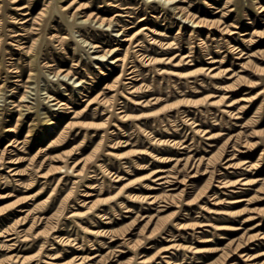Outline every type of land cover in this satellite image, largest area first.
Returning a JSON list of instances; mask_svg holds the SVG:
<instances>
[{
  "label": "rangeland",
  "instance_id": "374dc122",
  "mask_svg": "<svg viewBox=\"0 0 264 264\" xmlns=\"http://www.w3.org/2000/svg\"><path fill=\"white\" fill-rule=\"evenodd\" d=\"M19 1L0 0V86L11 76L9 66L16 68L21 80L5 81L9 91L0 98V151L8 141L5 126L13 127L18 132L14 137L22 141L17 148H9L13 152L8 156L18 163L6 164L22 175L12 181L7 168L0 170V232H23L13 249L6 246L11 242L0 237V264H80L81 258V264H264V12H259L264 0L179 3L196 16L229 25L237 32L231 36L215 30L211 36L205 28L193 30L171 9L149 0H73L75 6L85 8L76 17L78 21L88 13L113 16L116 24L109 28L89 24L74 28L53 11L55 0ZM69 1H59V5ZM47 2L41 38L33 52L24 55L15 49L17 41L22 39L27 46L31 38L38 36L30 35L27 41L18 35L25 33L24 25L30 26L29 22L21 23L25 17L22 14L27 11L31 13L27 17L35 16ZM17 4H26L28 9L18 10ZM118 30L134 34L124 65H132L137 71L131 85L139 92L136 96L125 93V79H116L121 67L110 64L109 57L98 59L104 60L100 62L93 60L99 54L88 46L92 42L107 50L117 44L126 48ZM53 33L66 35L67 39H50ZM151 39L177 48L162 50L151 44ZM248 39L261 43L250 45ZM136 43L142 46H134ZM232 45L238 49L232 51ZM240 49L247 54L237 59ZM174 55L180 56L171 59ZM183 55H189L184 61L188 63L174 65ZM114 56H124V52ZM210 56L217 62L208 63ZM166 57L170 58L168 63H159ZM45 62L52 67H44ZM244 62L247 64L242 68ZM206 68H214L219 76L211 77ZM58 69L72 71L75 78L66 79L72 85L58 84L54 77ZM159 69L166 72L159 73ZM30 70L34 74L28 84L30 98L23 104L36 103L37 94L43 96L42 100L45 92L54 89L59 99L80 114L51 111L55 107L44 102L38 112H25L17 120L18 113L10 109V101L23 92L19 84L27 80ZM232 71L236 75L230 77ZM61 77L59 80L65 79ZM76 78L83 81L80 93L73 88L77 86ZM114 92L118 94L113 102L123 106L126 116L119 121L114 115L106 123L108 115L102 112L109 108L100 100L110 98ZM122 94L155 100L146 106H134ZM88 102L90 105L81 111ZM230 102L232 105L227 107ZM8 106L9 111L4 109ZM42 117L53 124L39 122ZM33 126L34 132L27 136ZM60 134L62 141L57 145ZM104 134L107 136L99 144ZM51 141L53 145L47 148ZM231 145L235 148L232 162L238 164V169L227 168L222 161L226 153H232ZM208 157L215 172L201 175ZM165 158H188L191 164L180 167L179 173L174 160L163 162ZM78 159L80 164L75 169L84 166L80 177L67 172L38 177L63 164L71 166ZM156 168L170 170L179 180L184 179L183 184L167 191L177 196L163 211H157L158 204L143 202V197L161 195L169 189H160L151 181V172ZM196 170L197 177L191 178ZM218 181L229 186L221 187ZM21 208L31 212H16ZM156 214L161 217L157 224L149 221ZM32 217H36L34 223ZM37 217L47 219L40 222ZM22 236L27 239L23 241ZM237 245L241 248L236 250Z\"/></svg>",
  "mask_w": 264,
  "mask_h": 264
},
{
  "label": "bare ground",
  "instance_id": "6f19581e",
  "mask_svg": "<svg viewBox=\"0 0 264 264\" xmlns=\"http://www.w3.org/2000/svg\"><path fill=\"white\" fill-rule=\"evenodd\" d=\"M59 1L60 2H64L66 0H55V7H54V10L53 11H56L60 15V17H61L62 20H65L67 24H70L71 26H74V28H76L78 25H80V27H81V26L86 25V24L93 25V26H96L97 25L98 27H106V28H109V27H111L116 22L115 21L116 19L113 16L111 18H105V17L97 16L96 14H93V13L85 14L84 15L85 18L83 20H81V21H78V18H76V17L79 14H81L82 13L81 10L82 9H85V8L84 7L82 8L80 5L75 6L73 0H70L66 5H59ZM149 1H153L155 3H158L161 6H163L164 8L171 9L173 11V14L175 16H178L180 18V21L181 22H183L184 24H190V27H192L193 30L199 29V28H205L207 30H210V35L211 36L214 35V33H211V31H214V30H215V32H217V33H219L221 35H225L226 34L228 36H231V35H234L235 33H237L236 31H232V29H230L229 28V25H227V24H224V23H221L220 24L219 21L217 22L215 20H206V19H203V18H201L199 16H196L195 14H192L191 12H189L186 9V7H184L183 5H180L179 4V3H182V2H186V0H149ZM11 2L12 3H19L20 1L19 0H11ZM49 3L48 2L45 3L43 5V7L37 12V14L35 16L27 17L31 13L29 14V12H27V11L26 12H23L22 15H24L25 16L24 18H27V19L22 18L21 19L22 20L21 23H26L27 24L29 22L27 25H30V26L27 27L26 25H24L22 27V30L25 33L24 34H18V35H21L23 38L27 39V41H28V39L31 38L30 35H37L38 37L31 38L30 44L27 45V46L24 45V43L26 41L25 42H22L21 41L22 39H20L19 41H17L16 45L14 44L15 47H16L15 49L19 50L22 54L27 55V54L32 53L33 50H34V48H35V46L37 45V42L40 40L41 36H40L39 33L41 31V28H42L41 27L42 26V22H43L44 18L46 17V14L48 13ZM113 6L114 7H118L116 4H113ZM16 7H17L18 10H23V11L25 9H28V6L26 4H17ZM211 8H214V6L211 7ZM122 9H126V8H122ZM232 11H233V9H229L228 10V12H232ZM62 12H65V14H63ZM259 12L260 13L264 12V6H261L260 7ZM64 15H66V16H64ZM118 15L119 14H117L116 16H118ZM55 17H57V16L55 15ZM247 24H250V22L248 21L246 23V25ZM234 27L236 28V26H234ZM75 32H77V31H75ZM121 32H122V34L120 36V37H122V40L121 41L127 43V47L124 48V49L122 48V45L121 44H119V45L117 44L116 46H114V47H112L111 49H108V50L107 49H103L102 46L98 45L97 43L90 42L88 46H90V49H93V53H98L99 54L97 56V58L95 56H93V57H95L94 59H93V57H91L93 60H97V61L100 62V61H104V60H98V59H101V58L104 59L106 57H109V59H111V62H109L110 64H116V67H121V73L119 75H117L116 79L117 80H124L125 79V81L123 82V84L125 86L124 89L126 90L125 93L130 94L132 96H136L135 93H139V92H138V90L136 88H133L131 85H132L133 81L135 79H137L136 78L137 77V71H136V69L132 65L127 66L126 68H125V65H124L126 54H128V52H129L128 46H129V44H130V42H131L134 34L125 35L124 34V32H125L124 30H122V31L121 30H118V34L121 33ZM241 35H246V33H242ZM49 38L50 39H54L55 41H58V42H63L64 40L67 39V36L66 35H59V33H53V34L50 35ZM78 39H76L77 42H78ZM83 42H85V40ZM248 42H251L250 45H255L257 43H261L260 40H249V39H248ZM150 43L153 44V45H155V46L160 47L162 50H166V49H176L177 48L175 46H172L171 43H162V42H160L159 40H156V39H151ZM84 44H86V42L83 43V45L82 44L81 45L84 46ZM134 46H142V45H140V43H136ZM229 47H230V49L232 51H236L238 49V47H235L234 45L229 46ZM241 49L236 52V54H238L237 59H242L241 57H243L244 55L247 54V53H244L243 50H241ZM135 50H138V49H135ZM119 51H123L124 52V56H114V57H112V55H114L115 53H118ZM250 55L251 54L247 55L246 57H248ZM176 56L179 57L180 55H174L173 57H171V59L174 58V57H176ZM188 57H189V55H183V56H181L179 58V60H177L174 65H178V64H180V62H184L185 60H187ZM208 59H211L208 62L210 64H213V63L217 62V60H215L212 56L208 57ZM163 60L164 61H167L166 63H168L170 61V58H167V57L166 58H161V60H160L159 63H161V61L163 62ZM187 63L188 62H184V64H187ZM245 64H247V63L246 62L242 63L241 64V67L244 68V65ZM43 65L46 68L47 67H52V65L49 64V63H47V62H45ZM10 68H11L10 66H9V68H7L8 69L7 72L8 73H11V76H8L5 79V81H8L9 79L13 78L14 79L12 81L13 83L21 82V80L18 79L20 76H19L18 71L16 70V68H14V67L12 69H10ZM213 69L214 68H210V69L209 68H206V70L208 71V73H210V76L213 77V78H216V77L219 76L220 73L219 72L218 73L217 72H213ZM228 71H229V69L225 70L226 73ZM164 72H166L165 69H159V73H164ZM12 73L15 74V76H12ZM173 74H176V75H178L180 77H183L184 76L183 74H179V73H173ZM33 75H34L33 72L30 70L29 71V75L27 77V80L24 81V82H22L21 84H19L24 89L23 92L21 94H19L18 96H15L16 97V100L10 101L11 102V106H12L10 109H15V111L18 113L17 120H19L24 115L25 112H28V114L29 113L38 112L37 111L38 110V107L41 104H43L44 102H45L44 104H46V105L47 104H50V106L52 108L55 107V109H51V111L62 110L61 112L64 113L65 115L70 114V113H73L74 115L80 114V113L76 112L75 110H73L71 107H69L63 100L59 99L56 96V94H55V92H58V91H56L54 89H51L48 92H45L46 93V96L42 100H41V98L43 96L40 98L39 97V94H37L36 103L35 102H32V103H35V104H32V103H31V105H29V104H23V102H28L26 99L30 98V96H29L30 94H28V93H30L31 90H30V92L28 91L30 89L29 86H28V84H29L30 79L34 78ZM231 75L232 76H230V77H233V76L236 75V73L232 71L231 72ZM46 76H47V74H46ZM60 76H62L65 79L64 80H59V77ZM54 77H57L56 80L58 81V84L59 85H63V83H66L67 85H72V84L68 83L66 79L70 80V78H72V77L75 78L74 77V74L72 73L71 70H61V69L54 70ZM62 77H61V79H62ZM238 77L241 78L242 76H238ZM5 81L0 86V98L4 97L5 96V92L9 91L8 90V86H6V82ZM59 81H61L63 83H59ZM76 81L77 82H74V83L77 86H73V88L76 89V90H78L79 93H80L79 87H81L80 83L83 82V81L81 79H79V78H76ZM54 82H56V81H54ZM69 82H71V81H69ZM249 83H251V82H249ZM257 83H259V82H257ZM35 85H37V84H35ZM35 85H34V89H35ZM36 87H38V86H36ZM11 90H13V89H11ZM111 91H113V90H111ZM44 94H42V92H41V95H44ZM81 94H82V92H81ZM117 94L118 93H115L114 92L113 95H111L110 98H107V99L102 98L100 100V104L101 105H104V106H106V107L109 108V109L105 110V112H102V114L108 115V117L106 118V123L114 115H116V119L117 120L119 119V121H123L125 119V116L126 115L124 114L123 106L122 107H118L117 104H115L113 102V100H115ZM133 94H135V95H133ZM1 95H2V97H1ZM35 95H36V93H35ZM64 95H67V94L64 93ZM122 96L127 100V102L131 103L134 106H146L150 102V100H155L152 97L149 100H146V99H135V98H132V97H128V96H126V94H122ZM6 100L7 99L5 98V101ZM214 102L215 101H211V104H213ZM8 105H10V104H8ZM88 105H90V102H88L81 111H84V109ZM231 105H232V102L228 103L227 104V107H230ZM50 106H48V107H50ZM8 108H9V106L8 107H5L4 109H8ZM8 111H9V109H8ZM226 112L229 113V114H232V112H230L229 110L226 111ZM41 119L42 120H39V122L40 121L41 122H44V123H46V125H52L53 124V122H51V120L48 119V118L42 117ZM34 125L36 126V124H34ZM35 126L30 127L28 129L27 136H30L34 132V127ZM82 126L83 127H87V128L90 129L92 127V124H83ZM75 128H77V127H75ZM3 131L5 132V137H7V140L8 141H7L6 146L0 151V170H3V168H7L8 169L7 172L9 173L10 176H12V178L15 177V176H20V175H22V173L19 170H17L16 168H12L11 166H6V164L7 165H16L18 163L19 160H17L16 158H11L10 156H8V155H11L12 152H13L9 148L10 147L17 148L19 146V144L22 143V141H19L17 139V137H14L15 135L18 134V132L16 133L13 127H11V126H7L6 127L5 126L4 129H3ZM49 132L52 133L53 130L51 128H49ZM93 136H96V135L94 134V135H92V137ZM106 136H107V134L102 135V138H101L99 144H102L103 143V141H104V139H105ZM61 138H62V135L60 134L59 137H58V140H56V144L59 143L60 141H62ZM51 143H52V141L48 143L47 148H49V147H51L53 145ZM231 148H232V150H231V152H232L233 149H235V148L232 145H231ZM180 149H184V147H182ZM76 153L77 152L74 151V154H76ZM243 153H246V152L244 151ZM234 158H235V153L232 152L231 154L229 153V155L226 153V155L222 159V161L225 160V164H226V167L227 168L238 169L239 168L238 164L232 162L234 160ZM211 159L212 158L208 157V158H206V161H204V163H203L204 169L201 171L202 173L200 172L201 175H205L206 173H214L215 172V169H214L215 167H211V165H210ZM166 160H168V158H165V161H163V162H168V161H173L174 160V162H175L174 165H177L178 166L177 168L179 169V173H180V169L181 168L183 169L187 165H190L191 164V161H189L188 158H183V159L182 158H177V159H172V160L169 159L168 161H166ZM74 161L75 162H73L71 166L70 165L68 166L66 164H63L61 166H57V167H54V168L50 169L49 172L47 171V172H44V173H40L38 177L46 178V177H48V175H51V174H49L50 172H52L54 174H60V173H63V172H67V173H71V175L73 177H75V178L80 177L81 174H82V171L84 170V166H82V168L80 170H76L75 168L78 167V165L80 164V160L78 159V160H74ZM193 164L191 166H194ZM172 167L174 168L175 166H172ZM247 168L250 169V168H253V167L252 166L251 167L248 166ZM257 170H259V169L257 168ZM198 173H199V171L196 170L193 173V175H191V178L197 177L196 174H198ZM151 177H152V180L151 181L153 182L154 185H160L161 186L160 189L165 188V187H167L169 189L166 190V192H164V194H161V195H153V196L152 195H150V196L148 195V196H145V197H143V199H144L143 202H145L146 204H158V210L157 211H163V210L171 207V204H172L171 202L172 201H170V200H172L174 197L177 196L176 194L168 193L167 191H170V190L175 189L173 186H175L178 183L183 184L181 181L184 180V179H181L180 178V180H179V177H177L176 175H173L170 170H164L162 168H156L155 170H153L151 172ZM115 178H117L116 181H118L120 179V177L118 175H116ZM257 180H260V179L257 178ZM12 181H16V179L13 178ZM218 182H219V186H221V187H227V186H229L228 184L225 185V183L223 181H218ZM75 183H77V181H74L73 182V184H75ZM243 184H245V183H243ZM149 189H158V188H153L152 186H150ZM183 191H184V189H182L179 193H181ZM5 196H6V194L5 195H2L1 197H5ZM84 196L85 197H88L89 194L86 193V194H84ZM130 197H137V196L130 195ZM237 201H240V200H237ZM16 212H21V213L26 212L25 215H27V214H29L31 212V210L27 211V210L21 208V209H17ZM74 215H75V213H74ZM153 216L154 217L153 218L151 217L149 219V221H151V222L153 221V223L157 224V222L160 221L161 217L158 214L153 215ZM35 219H36V217H32V220H33L32 223H34V220ZM43 219L45 220V219H47V217H37V220L40 221V222ZM206 225L208 226L209 224H206ZM22 232H23V230H4V231L0 232V237H5L6 238L5 241L11 242L9 244L7 243L6 246H7L8 249H13L14 246H16L15 241L16 240L18 241V239L22 235L21 234ZM98 233H100V231L96 232V234H98ZM22 237H23L22 238L23 241H25L27 239L26 236H22ZM112 238H114V237L112 236L111 239ZM113 241L114 240L112 239L111 242H113ZM248 241H250V240H248ZM239 247H240V245H237L235 249L237 250ZM242 256H244L246 258H250L251 257V256H248L247 254H242ZM235 257H237V256H235ZM83 261H84L83 258L79 259V263L80 264ZM142 261H144V260H142ZM233 261H235V260H233ZM229 264H236V262H231Z\"/></svg>",
  "mask_w": 264,
  "mask_h": 264
}]
</instances>
